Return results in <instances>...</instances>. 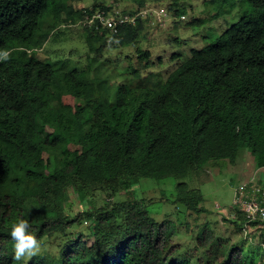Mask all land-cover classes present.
I'll use <instances>...</instances> for the list:
<instances>
[{
  "label": "trees",
  "instance_id": "16d2710c",
  "mask_svg": "<svg viewBox=\"0 0 264 264\" xmlns=\"http://www.w3.org/2000/svg\"><path fill=\"white\" fill-rule=\"evenodd\" d=\"M224 2L205 6L218 16ZM172 5L174 17L184 16ZM50 7V29L38 34ZM233 8L240 14L233 23L163 77L144 74L151 64L149 51L138 46L146 24L140 18L109 36L98 19L86 20L93 11L74 12L61 0H0V50L10 52L0 61V264H17L10 230L21 218L38 239L58 247L57 255L27 264H253L242 246L218 243L207 222L193 236L200 255L192 262L190 252L179 255L182 247L174 244L176 224L149 216L145 202L151 200L113 199L134 192L142 179L172 178L175 202L199 215L206 211L203 195L186 178L218 161L234 164L242 147L264 168V0H233ZM62 21L82 26L83 69L58 71L32 53ZM125 46L144 64L121 72L125 79L116 84L120 72L100 58ZM70 192L82 203L96 193L105 201L69 215ZM235 209L236 220L224 219L242 231L245 217ZM251 226L264 229L259 222ZM74 227L80 230L71 232ZM259 239L264 252L263 230Z\"/></svg>",
  "mask_w": 264,
  "mask_h": 264
},
{
  "label": "rangeland",
  "instance_id": "374dc122",
  "mask_svg": "<svg viewBox=\"0 0 264 264\" xmlns=\"http://www.w3.org/2000/svg\"><path fill=\"white\" fill-rule=\"evenodd\" d=\"M61 1L71 5L74 12L106 10L108 13H112L118 10L121 13H130L146 7L155 9L156 13L150 18L151 23L145 24L144 34L140 38L138 46L143 50H148L150 54L149 62L151 68L145 70L144 74L152 71L158 72L163 77L173 71L177 63L189 57L192 49H200L207 45L240 15L237 8L229 9L233 0H226L222 4L223 11L218 16L210 4L205 6V2L209 0ZM175 3L176 8L184 14V20L172 15L170 6ZM160 8L166 9V16L159 15L157 9ZM51 11L52 7L40 19V31H38V34L43 35L46 31H49L53 18L50 15ZM194 18L204 20L201 27H193L189 24ZM106 34L110 36V32ZM48 35V41L41 48L32 51L38 59L48 62L53 69L58 71L80 70L88 65V49L84 41V35L82 36V26L79 21L74 24L62 21L55 30H50ZM134 50L133 46L116 47L108 49L101 55L100 61L103 59L111 70H114V73L120 72L114 83L117 84L124 81L125 76H122L121 72H130V67L140 68L144 64V62L139 64ZM174 54H178L179 57L170 59ZM103 73L106 76L110 75L108 70L103 69ZM255 162L256 160L250 155L249 149L242 147L234 164H230L228 161H218L204 166L208 171H204L203 168L198 175L186 178L185 181L192 188H198L203 195L201 206L206 211L199 215L189 213L182 204L175 202L177 181L172 178L161 181L142 179L134 192L123 194L121 197L117 194L113 199L115 202L120 201V199L133 200L142 198L144 201H147V199L151 200L149 203L145 202L149 216L158 223L168 219L176 224L178 233L174 239V244H179L182 247L179 255L189 251L193 258L192 262H195V256L200 255V252H193L195 245L193 236L198 226L207 222L212 228L215 237L221 239L218 243H224L226 247L230 245L242 246V253L248 255V258H254L253 264H264V252L259 250V247H263L261 246L262 239H259V235L262 230L264 232V229L259 227L261 230L259 229V231L255 232L250 230L241 231L224 219L236 220L238 217L237 210L233 205L236 188L248 183H258L264 186V168H256ZM104 201L103 194L96 193L86 203H82L75 194L70 192L66 209L73 215L81 211L82 206L88 208L101 207ZM86 226L87 224L84 223L81 229H85ZM78 228L74 227L70 231L75 232ZM42 241L44 243L39 255H57V242L49 241L50 243L48 244L46 238H43ZM256 250L259 251L256 252ZM28 261L29 259L25 258L16 262L17 264H27Z\"/></svg>",
  "mask_w": 264,
  "mask_h": 264
},
{
  "label": "built area",
  "instance_id": "2783aa9c",
  "mask_svg": "<svg viewBox=\"0 0 264 264\" xmlns=\"http://www.w3.org/2000/svg\"><path fill=\"white\" fill-rule=\"evenodd\" d=\"M159 15L166 16V9H157ZM156 13L155 9L146 7L139 9L136 13H121L118 10L112 13H103L96 11L93 16L86 20L90 22L92 19H98L101 22V28L111 33H116L119 26L123 24L135 25L138 18L144 20L147 25L150 24V18ZM183 20L185 16L181 17ZM233 205L241 210L245 217L243 226L244 231L252 229L253 222H259L264 225V187L258 183L244 184L235 189Z\"/></svg>",
  "mask_w": 264,
  "mask_h": 264
},
{
  "label": "clouds",
  "instance_id": "9594fccd",
  "mask_svg": "<svg viewBox=\"0 0 264 264\" xmlns=\"http://www.w3.org/2000/svg\"><path fill=\"white\" fill-rule=\"evenodd\" d=\"M9 57L10 52L8 50H0V61H7ZM135 187L136 185H133V188ZM80 210L86 211V208L82 206ZM65 212L71 215L67 209ZM30 227L29 221L22 218L11 224L10 238L13 241L14 254L12 258L14 261H22L25 258L30 260L41 253L44 241L38 239L30 231Z\"/></svg>",
  "mask_w": 264,
  "mask_h": 264
},
{
  "label": "crops",
  "instance_id": "0c3cea01",
  "mask_svg": "<svg viewBox=\"0 0 264 264\" xmlns=\"http://www.w3.org/2000/svg\"><path fill=\"white\" fill-rule=\"evenodd\" d=\"M264 187V186H263Z\"/></svg>",
  "mask_w": 264,
  "mask_h": 264
}]
</instances>
